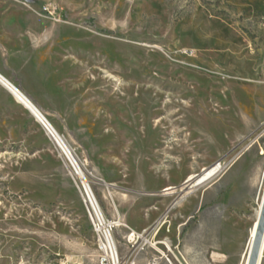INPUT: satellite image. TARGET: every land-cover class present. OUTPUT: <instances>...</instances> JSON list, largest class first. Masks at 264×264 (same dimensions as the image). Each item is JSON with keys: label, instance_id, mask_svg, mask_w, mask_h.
<instances>
[{"label": "rangeland", "instance_id": "obj_1", "mask_svg": "<svg viewBox=\"0 0 264 264\" xmlns=\"http://www.w3.org/2000/svg\"><path fill=\"white\" fill-rule=\"evenodd\" d=\"M0 73L106 221L102 234L55 139L0 85V264H114L106 230L118 264H188L186 182L210 164L209 123L264 82V0H0Z\"/></svg>", "mask_w": 264, "mask_h": 264}, {"label": "crops", "instance_id": "obj_2", "mask_svg": "<svg viewBox=\"0 0 264 264\" xmlns=\"http://www.w3.org/2000/svg\"><path fill=\"white\" fill-rule=\"evenodd\" d=\"M240 92L236 106H224L221 119L208 125L207 169L220 161L223 169L204 189L192 188L189 219L196 220L176 245L188 264L201 254L207 264H243L257 220L264 188V82Z\"/></svg>", "mask_w": 264, "mask_h": 264}, {"label": "bare ground", "instance_id": "obj_3", "mask_svg": "<svg viewBox=\"0 0 264 264\" xmlns=\"http://www.w3.org/2000/svg\"><path fill=\"white\" fill-rule=\"evenodd\" d=\"M0 85L2 87H4L21 105H23L26 109H28L31 112L35 116V118H37L39 120V122L47 129V131L49 132L50 135L53 134L55 136V138L58 140V143L61 145V147L64 149V151L66 153H68L70 151L69 148L67 147V145L65 144V142L60 137V135L57 133V131L52 126V124L49 122V120L41 113V111L31 102V100L23 92H21L13 83H11L1 73H0ZM220 162L216 163L213 167H211L209 169H207V168L204 169L202 174H200L198 176L197 175L190 176L186 182L189 185V186L187 185L188 187L186 189L190 190L193 187H195L196 185L202 186V185L207 184L209 181H211L217 175V173L221 172V170L223 169V165ZM197 187H199V186H197ZM262 189H263V194H262V197L260 199L259 214L257 215L258 219L260 217V213H261V209H262V205H263V200H264V188H262ZM168 190H170V189H168ZM99 208H100V206H99ZM100 212H101V208H100ZM98 213H99V211H98ZM99 216H100V213H99ZM99 218L101 219V222H102L100 226L105 229L106 228V226H105L106 221L105 220H104L105 222L103 221L104 217L103 218L99 217ZM258 219L252 228V231L250 234V240L248 243L247 253L245 255L243 264L248 263L250 252H251V249H252V246L254 243V239L256 237L257 229H258ZM111 235L112 234H110L106 230V232H105V237H106V245L105 246L106 247L105 248H106L107 253L112 256V258L114 260V264H118L119 258H118L117 248H116L117 246L115 245ZM143 239H144L145 243H149V237L144 235ZM149 244L151 245V243H149ZM263 258H264V247L262 248V252L260 254L258 264H262Z\"/></svg>", "mask_w": 264, "mask_h": 264}, {"label": "built area", "instance_id": "obj_4", "mask_svg": "<svg viewBox=\"0 0 264 264\" xmlns=\"http://www.w3.org/2000/svg\"><path fill=\"white\" fill-rule=\"evenodd\" d=\"M51 136L55 139V141L57 142V144L62 150L64 160L69 169L70 175L82 193V196L85 200L86 206L89 210V213L92 217L93 223L97 231L104 234V232L101 230L102 227L100 225L102 222H101V219L99 218V217L103 218V216H102V213L100 212V208H99V205H98V202H97V199H96L93 187H92V182L89 181L88 177L84 173L82 167L80 166V164L78 163V161L76 160L72 152L69 151L68 153H66L64 149L61 147V145L58 143V140L55 138V136L53 134H51ZM98 211L100 213V216H99ZM103 221H104V218H103ZM101 264H107V260L103 259L101 261Z\"/></svg>", "mask_w": 264, "mask_h": 264}, {"label": "water", "instance_id": "obj_5", "mask_svg": "<svg viewBox=\"0 0 264 264\" xmlns=\"http://www.w3.org/2000/svg\"><path fill=\"white\" fill-rule=\"evenodd\" d=\"M263 247H264V200H263L260 217L258 219V229H257L256 237L254 239V243L247 264H258L259 257Z\"/></svg>", "mask_w": 264, "mask_h": 264}]
</instances>
